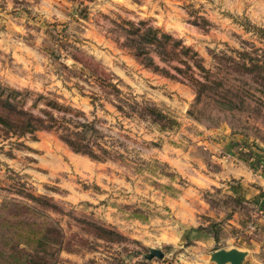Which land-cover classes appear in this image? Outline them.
I'll return each mask as SVG.
<instances>
[{
	"label": "rangeland",
	"instance_id": "1",
	"mask_svg": "<svg viewBox=\"0 0 264 264\" xmlns=\"http://www.w3.org/2000/svg\"><path fill=\"white\" fill-rule=\"evenodd\" d=\"M122 20L197 52L226 105L205 98L194 106L191 84L140 64L121 45ZM257 29L264 0H0V83L33 93L28 106L41 95L84 113L108 140L125 143L122 158L103 162L74 153L55 132L0 136V264H211L221 248L248 250L243 243L264 233V192L224 178L220 160L234 154L264 178V152L252 147L264 149ZM93 64L174 125L151 127L103 101L95 109ZM219 109L222 121L207 128L203 117ZM216 133L227 149L211 142Z\"/></svg>",
	"mask_w": 264,
	"mask_h": 264
},
{
	"label": "trees",
	"instance_id": "2",
	"mask_svg": "<svg viewBox=\"0 0 264 264\" xmlns=\"http://www.w3.org/2000/svg\"><path fill=\"white\" fill-rule=\"evenodd\" d=\"M118 27L124 34L122 47L128 49L145 68L187 82L195 88L194 106H198L205 98L215 100L217 106L226 105L218 99L219 95L216 93L221 83L210 77L197 52L183 45L182 41L174 39L172 35L160 29L148 26L145 22L122 20ZM257 31L264 39V30L257 29ZM155 58H158L164 67L156 63ZM173 63L181 64L182 67ZM191 63L204 76L196 77ZM91 69L94 86L101 93V96L93 93L89 97L95 109L103 108V102L109 103L123 117L146 122L151 127L165 128L164 122L174 125L175 122L154 104L139 103L135 97L124 93L120 84L114 83L112 78L106 76L100 70V66L93 64ZM261 80L264 81V76ZM209 92L214 93L212 96H207ZM33 95L30 91L16 90L0 83V136L21 137L39 131L55 132L59 139L76 154L103 162L123 157L120 148L125 145L124 141L115 140L113 137L108 140L106 134L98 128L97 121H90L84 113L41 95H36L32 105L28 106V100ZM40 102H44L46 108L39 109L40 114L35 115L32 110L37 109ZM222 111L223 109H219L203 117L205 126L211 128L214 124L220 123L222 120L217 113ZM122 136L130 139L126 135ZM98 232H100L99 236L114 235L103 229Z\"/></svg>",
	"mask_w": 264,
	"mask_h": 264
},
{
	"label": "crops",
	"instance_id": "3",
	"mask_svg": "<svg viewBox=\"0 0 264 264\" xmlns=\"http://www.w3.org/2000/svg\"><path fill=\"white\" fill-rule=\"evenodd\" d=\"M220 135L221 134L216 133V136ZM211 142L216 144L218 143L216 147H218L220 144L225 146V148L227 147V139L222 135L220 138H211ZM232 153H236V150H233ZM237 155L239 156V153H237L236 156ZM228 158L230 159L224 158L220 160V162L223 163L222 166L228 168L223 173L224 178L241 179L243 183L242 185L244 186V188L249 189L251 195L256 196L259 195L261 191L264 192V178L260 173L257 175L254 173V170H248L244 165L239 163L234 154H228ZM202 180L209 184H216V182L214 180H211L210 178H202ZM243 246L250 252L247 264H264V233H260L256 237H252L250 241H248L247 243H243Z\"/></svg>",
	"mask_w": 264,
	"mask_h": 264
},
{
	"label": "water",
	"instance_id": "4",
	"mask_svg": "<svg viewBox=\"0 0 264 264\" xmlns=\"http://www.w3.org/2000/svg\"><path fill=\"white\" fill-rule=\"evenodd\" d=\"M252 147L255 150L264 152V149L260 147L256 142L253 143ZM151 257L162 258L163 254L160 250L151 249ZM250 252L248 250H242L238 248L230 249H219L211 253L210 263L211 264H247Z\"/></svg>",
	"mask_w": 264,
	"mask_h": 264
},
{
	"label": "built area",
	"instance_id": "5",
	"mask_svg": "<svg viewBox=\"0 0 264 264\" xmlns=\"http://www.w3.org/2000/svg\"><path fill=\"white\" fill-rule=\"evenodd\" d=\"M261 168H264L263 165H261Z\"/></svg>",
	"mask_w": 264,
	"mask_h": 264
}]
</instances>
